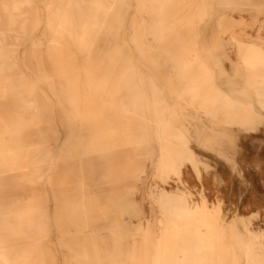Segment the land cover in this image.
I'll return each instance as SVG.
<instances>
[{"label": "rangeland", "instance_id": "374dc122", "mask_svg": "<svg viewBox=\"0 0 264 264\" xmlns=\"http://www.w3.org/2000/svg\"><path fill=\"white\" fill-rule=\"evenodd\" d=\"M250 46L264 0H0V264L182 263L187 235L203 264H245L239 242L264 244ZM209 70L256 121L186 91Z\"/></svg>", "mask_w": 264, "mask_h": 264}, {"label": "crops", "instance_id": "0c3cea01", "mask_svg": "<svg viewBox=\"0 0 264 264\" xmlns=\"http://www.w3.org/2000/svg\"><path fill=\"white\" fill-rule=\"evenodd\" d=\"M190 51L192 52V50ZM193 51L194 53H191L192 56H194L195 54H199V58H196V60H201L200 57L202 54L198 52L197 49ZM244 59L246 60L248 65L254 67L256 70H259L261 73H264V52H261L254 46H250L247 49ZM208 75L209 76L206 78V80L200 81L197 85H189L186 91L190 95H193V98H195L196 100V96L203 93H210L209 95H212L214 100L226 99V104L228 107L227 109L233 113L235 112L234 114H236L237 116H241L242 120L238 121L239 124H246L256 121V112L253 110V106L250 102L235 99L234 96L231 95V87H227L226 85H224L225 81L223 79H217L218 76L215 71L209 70ZM182 77L184 78L183 75ZM261 107L264 108V104L261 105ZM262 255L264 256V252H262ZM243 257L245 264H248L247 258L244 255Z\"/></svg>", "mask_w": 264, "mask_h": 264}, {"label": "bare ground", "instance_id": "6f19581e", "mask_svg": "<svg viewBox=\"0 0 264 264\" xmlns=\"http://www.w3.org/2000/svg\"><path fill=\"white\" fill-rule=\"evenodd\" d=\"M70 5V3L68 4ZM154 7V6H153ZM89 35V34H88ZM89 37V36H88ZM199 54H195L193 58H199ZM14 66V65H13ZM184 76V75H183ZM100 82V81H99ZM97 85V84H96ZM198 99L200 95L196 96ZM36 103V102H35ZM236 121H241V116L236 115ZM151 123V122H150ZM15 147V146H14ZM179 149V148H178ZM184 156V155H183ZM10 158V157H8ZM6 162V161H5ZM7 163V162H6ZM2 165V164H1ZM2 168V167H1ZM8 171V170H7ZM166 201V200H165ZM162 204V203H161ZM167 204V203H166ZM100 207V206H99ZM90 227V226H89ZM249 231V230H248ZM187 232V231H186ZM191 236V237H190ZM185 238V237H184ZM187 239H190L189 241L184 242V246L191 248L186 249L185 252H183V262L182 263H176L175 261H169L168 264H203L201 259H199V255L197 256V242L195 240V237L192 235H187ZM231 247V246H230ZM239 248L241 250V253L247 258L248 264H264V256L262 255V252H264V244L257 245L255 240L252 241V243L248 244L245 241L239 242ZM231 249V248H230ZM233 249V248H232ZM260 249V250H259ZM201 251V250H200ZM203 251V250H202ZM201 251V252H202ZM233 252V251H232ZM155 264H162V263H155ZM165 264V263H164ZM205 264V263H204Z\"/></svg>", "mask_w": 264, "mask_h": 264}]
</instances>
